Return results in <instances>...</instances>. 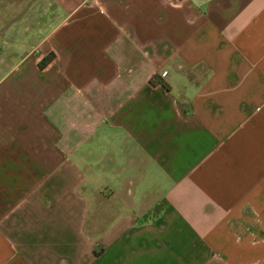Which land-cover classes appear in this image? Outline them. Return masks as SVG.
Wrapping results in <instances>:
<instances>
[{
	"label": "crops",
	"instance_id": "obj_1",
	"mask_svg": "<svg viewBox=\"0 0 264 264\" xmlns=\"http://www.w3.org/2000/svg\"><path fill=\"white\" fill-rule=\"evenodd\" d=\"M0 264H264V0H0Z\"/></svg>",
	"mask_w": 264,
	"mask_h": 264
},
{
	"label": "trees",
	"instance_id": "obj_2",
	"mask_svg": "<svg viewBox=\"0 0 264 264\" xmlns=\"http://www.w3.org/2000/svg\"><path fill=\"white\" fill-rule=\"evenodd\" d=\"M51 57H52V53H48L47 55H45V56L42 58L40 64H44V63H46L48 60L51 59ZM160 81H161L162 83H164V82L162 81V79H160Z\"/></svg>",
	"mask_w": 264,
	"mask_h": 264
}]
</instances>
